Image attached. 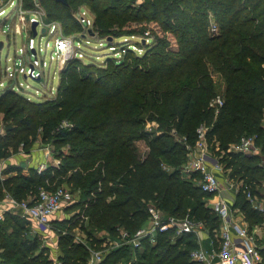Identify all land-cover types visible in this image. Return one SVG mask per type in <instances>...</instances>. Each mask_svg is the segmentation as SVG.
<instances>
[{"label": "trees", "instance_id": "16d2710c", "mask_svg": "<svg viewBox=\"0 0 264 264\" xmlns=\"http://www.w3.org/2000/svg\"><path fill=\"white\" fill-rule=\"evenodd\" d=\"M46 22L61 23L70 34L81 25L72 12L86 5L93 13L90 38L97 32L108 42L119 35L152 36L126 44L139 46L141 54L124 47L105 66L77 56L59 72L54 95L31 100L13 89L0 93V158L17 149L44 144L67 145L56 153L60 163L40 172L28 167L3 169L0 200L32 197L40 188L64 186L78 199L66 205L80 208L70 219H56L59 226V264H86L81 244L60 234L62 225L76 226L79 218L109 235L116 228L133 234L147 225V208L154 206L164 217L188 216L203 224L215 243L219 218L208 206V194L197 184L199 174L184 177L186 145L193 146L199 125L222 164L224 175L241 184L231 209L243 216L248 229L264 221L246 193L260 194L264 165L255 154L228 152L230 144L248 134L262 136L264 113V0H37ZM25 9L33 0H22ZM217 31H209V16ZM142 34V35H141ZM144 36V35H143ZM110 37V38H108ZM145 40V42H144ZM225 81L222 104H210L218 95L210 69ZM154 121L158 133L144 129ZM67 126H63V123ZM143 141L141 152L136 143ZM264 145V144H263ZM220 152V153H219ZM25 219L4 212L0 219V264H52L45 247L28 238ZM175 227L156 233L154 242L141 239L139 248L122 245L104 255L98 264H198L189 252L198 247L193 233L175 234ZM264 264V250L260 249Z\"/></svg>", "mask_w": 264, "mask_h": 264}, {"label": "built area", "instance_id": "2783aa9c", "mask_svg": "<svg viewBox=\"0 0 264 264\" xmlns=\"http://www.w3.org/2000/svg\"><path fill=\"white\" fill-rule=\"evenodd\" d=\"M15 1V2H13ZM13 5L12 10L5 15V6ZM39 3L37 0H33V7L25 9L22 5V0H0V16L5 15L4 20L16 17L18 24L16 27H9L6 30H1L2 33H25L27 35L25 44L23 47L18 48L19 63L13 61L12 66L5 65L3 72L6 77L13 79L16 74V69L19 73H23L25 76L30 78H39L38 72V57L35 54V36H30V26L33 22L39 23L40 13ZM72 15L77 22L83 28V35L88 33V29L91 27L92 18L87 13L86 8L83 5L78 6ZM210 21V20H209ZM54 23H43L48 25L49 31H54ZM211 32L217 29L214 21L209 22ZM44 28V27H41ZM82 39V37H80ZM74 37H68L64 35L56 34L53 40L54 56L63 65L71 58L75 56L80 57V52L75 50ZM105 41V38H103ZM102 40V41H103ZM79 44V40H77ZM40 46L38 47V50ZM52 50V51H53ZM50 53V58H52ZM62 55V56H61ZM27 61V65L24 64ZM29 62V63H28ZM12 68V69H11ZM14 87V85H13ZM222 104V98L220 95H216L211 105L214 107L215 112L218 107ZM207 127L205 125H199L196 128V141L193 147L186 145L189 149L187 155H189L188 162L183 168L184 171L197 172L199 179L197 181L200 189L208 194L206 198V206L218 216L219 218V229L217 234L218 246L212 249L210 252H206L200 247L192 249L189 252V258L196 263L209 264L212 261H216L217 264H259L261 256L259 249L254 243L253 236L250 234L247 224H240L231 218V208L227 201L219 195V180L217 172L224 174L225 170L221 163L218 162L217 158L213 157L207 152L206 134ZM253 139L249 137H241L236 143L230 144L227 148L228 152H236L242 154H254L256 146L252 144ZM193 149V153H190ZM38 172L41 170L38 169ZM190 175V174H189ZM226 177V176H225ZM0 180L2 178L0 177ZM70 191L64 186H57L52 190L40 188L37 194L32 197H28L23 200H16L9 194H5L3 201L6 202V209L0 211V219L2 218L3 212L7 211L11 214L18 215L19 217L31 221L34 224L32 231L36 230L39 232V228L46 227L54 220L55 213H57L62 206L68 205L74 201L71 199ZM246 198L250 206L261 213L264 218V182L261 184L260 194L246 193ZM147 225L144 228L137 229L133 234L129 233L123 228H116L115 235H109L105 233V236L100 240L105 242V239L109 241L111 245L122 246L132 245V248H139L141 239L146 237L150 242H154L156 233L161 232L168 227H175V234L182 233H193L197 236L198 232L203 229V224L200 222H194L186 215L180 219L174 217H164L161 210L154 206H148L147 208ZM109 251H107L108 253ZM106 253V254H107ZM102 253L91 251L89 253L86 264H97L103 259ZM132 260V259H131ZM128 261L125 264H132Z\"/></svg>", "mask_w": 264, "mask_h": 264}, {"label": "rangeland", "instance_id": "374dc122", "mask_svg": "<svg viewBox=\"0 0 264 264\" xmlns=\"http://www.w3.org/2000/svg\"><path fill=\"white\" fill-rule=\"evenodd\" d=\"M15 2V1H13ZM134 4H137L141 2V0H135ZM39 9L37 11L40 13L39 15V23H36L35 26V35H32V31L30 28V31L28 34L30 36H35L34 41L36 45L35 54L37 55L38 62V72L40 77L30 78L25 76L23 73H19V71L16 69V74L13 79H10L5 76L3 69L5 65L12 66L13 61L16 63H19V54H18V48L23 47L27 38V35L25 33H14L10 32L4 34L2 33V29L7 31V28L10 25V28L16 27V24H18V20L16 17H12L13 20L8 19L4 20V17L7 13H9L13 5H6L5 6V15L0 16V41L2 42V45L0 47V93L6 89H13L15 92L21 93L22 95L26 96L28 99L31 100H40L44 99L45 97L49 95H54L58 82H59V72L64 66L57 58L52 54L54 52L53 50V40L56 34L64 35L68 37H74V46L75 50L77 52H80L79 59H82L83 61L93 63L99 66H105V61L107 58H117L120 53H122V49L124 47H131V49L138 54L142 53V49L139 46H133L128 45L126 43L133 41H138L140 37H144L146 40V36H152L153 34L149 30H145L142 36H139V34L135 35H119L116 37H112L108 42H102L103 39H100L97 32L92 35V38H90L89 34L86 33L84 36L83 34V28L77 29L75 32L66 34L63 32V28L60 22L51 20L49 23H54V31H49V26L43 25V23L47 24L48 22L45 21L46 14L44 11V8L39 4ZM84 8H86L87 13L92 18V24L90 29H92L93 26V19L94 15L89 10V8L86 5H83ZM209 22L211 23L213 21V15L209 16ZM41 27H44L43 31H41ZM210 27V25H209ZM208 27L209 31L210 28ZM217 31V29L215 30ZM214 31V32H215ZM82 37V39H80ZM79 40V44L78 41ZM144 40V42H145ZM104 41V40H103ZM40 46V49L38 50V47ZM53 50V51H52ZM50 53L52 54V58H50ZM19 55V56H18ZM62 56V55H61ZM29 63V62H28ZM27 65V61L24 64V66ZM12 69V68H11ZM211 83L215 88V91L218 95H221L223 93L224 87H225V81L223 76L214 70L213 68L210 69L209 73ZM14 85V87H13ZM213 99V98H212ZM212 101V100H211ZM211 106V102L209 104ZM4 123H0V132L4 133L3 128ZM68 124L65 122L63 123V126H67ZM261 125L264 129V113L261 121ZM144 129L147 131H153L154 133H158L161 129L158 128L157 124L154 121H146L144 124ZM251 136L253 139L252 144L256 146L255 155H258L260 158V163L264 165V143L262 140V136H255L254 134H246L243 137H249ZM240 140V139H239ZM238 140V141H239ZM207 144V152L211 154L213 157L217 158L215 156L216 150H211V144L212 142ZM138 149L143 152L145 150V144L143 141H138L136 143ZM188 145V144H185ZM191 146V145H188ZM186 147V146H185ZM193 147V146H191ZM67 145H60L56 146L55 144H44L41 143L39 140L35 141L32 146L29 149H17L16 151H12L8 156L1 157L0 158V172L2 175L6 176L7 173H3V169L10 170L13 167L19 168L21 172L25 171L28 167H25L29 165V167H35L37 170H43L44 168L52 165H57L60 163V159L56 157V153L62 152L66 153L68 151ZM187 153L188 150L187 149ZM186 153V160L182 163L181 171L184 177L189 176L190 172L189 170L184 171V167L186 166V163L188 162L189 155ZM190 153H193V149H191ZM220 153V152H219ZM226 172V177H227ZM6 174V175H5ZM225 177V175H224ZM228 178V177H227ZM223 179V178H222ZM234 183L241 184L240 181H237ZM225 184V183H223ZM68 189V188H67ZM69 190V189H68ZM71 193V199H78V195L76 192H70ZM66 205L64 204L62 208L57 212L56 216L58 218L56 219H70L72 215L80 211V208H75V210L68 211L65 209ZM234 214H237L234 212ZM27 222V221H26ZM31 221H28L30 223ZM32 227L28 226V229L34 228V225H31ZM57 225L50 222V224L44 228L40 227L39 232H29L30 234L27 236L28 238L37 239L40 247L46 248V255L47 257L51 258L52 264H59L58 262V255L61 253V249L59 246V233L57 231ZM204 230V229H202ZM205 231V230H204ZM105 231L103 229H96L92 227L91 225H88L85 218H79L76 222V226H70L69 225H62V229L60 234L65 235L68 234L70 241L75 242L78 244H81L84 249L87 252V255L89 256V253L91 251L100 252L102 255H105L107 251L108 253L111 252V250L120 248V246H114L105 239V242H102L100 240L102 237L105 236ZM207 233V231H206ZM127 245V244H126ZM1 251V250H0ZM98 264V263H97Z\"/></svg>", "mask_w": 264, "mask_h": 264}, {"label": "crops", "instance_id": "0c3cea01", "mask_svg": "<svg viewBox=\"0 0 264 264\" xmlns=\"http://www.w3.org/2000/svg\"><path fill=\"white\" fill-rule=\"evenodd\" d=\"M29 167V165L25 166ZM6 175V174H5ZM218 180H219V195L222 196L229 205H231L234 201V197L239 189L240 184L234 183V181L228 179L227 177H224V174L222 175L221 173L217 172ZM0 177L3 179L4 175L1 174L0 172ZM223 178V179H222ZM237 182V181H235ZM225 183V184H223ZM6 202L0 200V211L6 209ZM6 212V211H5ZM237 213V214H234ZM4 213V212H3ZM57 213H55V217ZM3 215V214H2ZM18 216V215H17ZM19 217V216H18ZM231 218L232 220L240 223V224H246V222L243 219L242 214L237 210V209H231ZM26 220V219H25ZM27 221V226L32 227L31 225H34L32 222L28 223ZM29 232H37L36 230L32 231V229H28ZM250 234L253 236V240L257 248L263 249L264 250V221L260 224H257L250 229ZM197 238V243H198V248L200 247L206 252H210L212 249L216 248L218 246V240L216 239L215 243L212 242L208 236L206 231L200 230L196 236ZM199 264H205V263H199ZM209 264H217L216 261H212Z\"/></svg>", "mask_w": 264, "mask_h": 264}, {"label": "water", "instance_id": "95a60500", "mask_svg": "<svg viewBox=\"0 0 264 264\" xmlns=\"http://www.w3.org/2000/svg\"><path fill=\"white\" fill-rule=\"evenodd\" d=\"M55 1L60 2V3H62V4H67V0H55ZM35 26H36V22H33V23L31 24V26H30L31 31H32V35H35V33H36V31H35ZM43 30H44V29L42 28L41 31H43ZM88 33H89V34H92V31H91L90 28L88 29ZM108 38H110V37H108ZM1 45H2V42L0 41V47H1Z\"/></svg>", "mask_w": 264, "mask_h": 264}]
</instances>
